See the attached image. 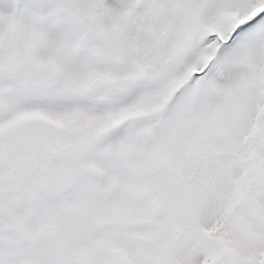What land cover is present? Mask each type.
<instances>
[{"label": "snow or ice", "instance_id": "obj_1", "mask_svg": "<svg viewBox=\"0 0 264 264\" xmlns=\"http://www.w3.org/2000/svg\"><path fill=\"white\" fill-rule=\"evenodd\" d=\"M0 264H264V0H0Z\"/></svg>", "mask_w": 264, "mask_h": 264}]
</instances>
